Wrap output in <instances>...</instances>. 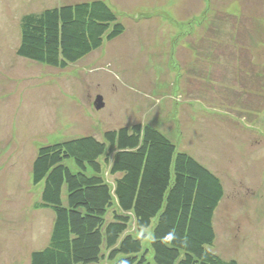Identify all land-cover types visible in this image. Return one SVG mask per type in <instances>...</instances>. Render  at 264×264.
<instances>
[{"label":"rangeland","instance_id":"obj_1","mask_svg":"<svg viewBox=\"0 0 264 264\" xmlns=\"http://www.w3.org/2000/svg\"><path fill=\"white\" fill-rule=\"evenodd\" d=\"M85 1L95 0H0V264H30L53 230V213L36 208L31 165L40 149L86 136L103 141L137 124L153 126L223 180L215 251L264 264V0H103L126 27L120 38L63 70L18 57L24 15ZM199 47L209 65L232 71L226 61L248 54L258 67L248 59L251 77L198 76L206 84L189 106L195 76L187 65ZM104 176L113 185L107 166ZM133 224L127 234L137 236ZM145 234L149 243L151 230Z\"/></svg>","mask_w":264,"mask_h":264},{"label":"trees","instance_id":"obj_2","mask_svg":"<svg viewBox=\"0 0 264 264\" xmlns=\"http://www.w3.org/2000/svg\"><path fill=\"white\" fill-rule=\"evenodd\" d=\"M20 31L18 57L63 70L126 27L95 0L24 15ZM32 181L42 189L36 208L55 219L30 264H239L215 251L223 180L153 126L110 130L103 141L86 136L46 145ZM131 223L137 236L127 234Z\"/></svg>","mask_w":264,"mask_h":264},{"label":"crops","instance_id":"obj_3","mask_svg":"<svg viewBox=\"0 0 264 264\" xmlns=\"http://www.w3.org/2000/svg\"><path fill=\"white\" fill-rule=\"evenodd\" d=\"M228 15V14H227ZM229 15H232V14H229ZM232 17H234V16H232ZM225 22H230V20L229 19H225L224 20ZM236 30H237V32L239 31V32H241V33H244L245 32V30H248L250 33H252L253 31L251 30V29H249V28H247V29H244L243 30V28H241V26L240 27H238L237 25H236ZM209 32H211V34H213V35H215V34H217L216 35V38H218L219 37V34L218 33H215V31H214V29H210V31ZM178 37H180V36H178ZM120 38V37H119ZM241 40V39H240ZM197 49V51H195L194 53H193V58H192V60H190L189 62H188V65H187V70H188V76L190 77V76H195V78H190V79H192V81H194L193 83H191L190 84V86H192L193 84H194V90H192V92H190V96H191V100H190V98H189V101H188V103H189V106H192V105H195L196 103L198 104L199 102V99H200V96H201V94H200V91H201V87H204L205 86V84H206V81H203V80H199V78H198V76H201V75H204L205 77L206 76H209V77H212V78H220V79H223V78H225L226 77V75H225V73H227V72H229V73H233V74H239L238 73V71L239 70H241V73H242V75H244V76H246V77H251V74H246V73H249V72H246L247 71V69L245 68L244 69V63H245V60H250V63L253 65V68L254 69H256V67H258L256 64H254V59H253V56H251V55H249L248 56V54L246 55V58L243 56H240V57H237V58H232V59H229L228 61H226V68L229 66L231 69H232V71H228V69H221V68H219L220 66H215V64H213V63H211L212 65H209V63L208 62H206L205 60H203L202 59V57H201V54H203L204 52H205V50H206V48L205 49H202V48H196ZM191 52V50H190V48L188 49V48H186V49H184L183 51H182V53H181V56H183L184 55V57H186L187 58V54L188 53H190ZM186 55V56H185ZM189 56H191V54H188ZM219 57V56H218ZM220 58V57H219ZM174 59V62H175V57L173 58ZM204 59H205V56H204ZM221 59V58H220ZM177 60V59H176ZM248 60V61H249ZM218 63H219V60L217 61ZM176 64V63H175ZM210 67V68H209ZM243 70V71H242ZM253 71H256V70H253ZM260 74H261V76H264V71H262V72H260ZM203 76V77H204ZM241 76V75H240ZM259 76V75H258ZM259 77V79L260 78H262V77ZM258 79V80H259ZM213 81V80H212ZM189 84V83H188ZM255 86V84H250V86ZM257 85V84H256ZM191 88V87H190ZM179 89V88H178ZM264 91V90H263ZM262 92V91H261ZM263 94L262 95H264V92H262ZM248 94V96L246 95V96H244V97H247V100H246V103H248L249 101L250 102H252V93L251 92H249V93H247ZM251 94V95H250ZM189 96V97H190ZM177 97V96H176ZM257 97H262L260 94H258V96ZM194 98V99H193ZM229 101V99L228 98H225V100H223V101H221V103H223L224 105L227 103ZM230 101H231V103L232 104H237L236 103V101H234L233 99H230ZM218 102H220V99H218ZM217 104V103H216ZM262 105H264V102H263V104ZM231 108H233V111H231L230 112V109ZM235 107H231L230 106V108H229V116H232V114H234V113H237V111H235V109H234ZM211 109V108H210ZM217 114V113H216ZM227 114V113H226ZM218 116H223L224 117V115H221V114H218ZM227 119H229V118H227ZM34 161H35V159H34ZM33 164H34V162H33ZM33 164L31 165V167L33 168ZM26 167H29L30 168V166L26 163V164H24ZM32 183H33V181H32ZM34 184V183H33ZM35 187H37V191H41V193H42V189H41V187L40 186H35ZM41 196V195H40ZM44 211H48V210H44ZM51 212V211H50ZM53 213V212H52ZM53 215H54V213H53ZM54 219H55V216H54Z\"/></svg>","mask_w":264,"mask_h":264},{"label":"water","instance_id":"obj_4","mask_svg":"<svg viewBox=\"0 0 264 264\" xmlns=\"http://www.w3.org/2000/svg\"><path fill=\"white\" fill-rule=\"evenodd\" d=\"M96 107H97L98 109H101V108L104 107V100H103L102 97H99V98H98V100H97V102H96Z\"/></svg>","mask_w":264,"mask_h":264}]
</instances>
